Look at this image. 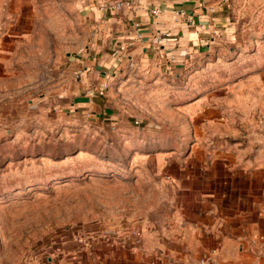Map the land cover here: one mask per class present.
Instances as JSON below:
<instances>
[{"label":"rangeland","instance_id":"374dc122","mask_svg":"<svg viewBox=\"0 0 264 264\" xmlns=\"http://www.w3.org/2000/svg\"><path fill=\"white\" fill-rule=\"evenodd\" d=\"M90 1L0 0L2 29L22 12L32 15L36 32V41L7 53L15 52L13 69L0 74V264H47L56 242L85 220L122 217L149 193L145 153L158 148L160 131L166 145L174 143V127L158 122L181 120L182 106L174 104L179 88L188 86L181 78L108 80L96 116L74 111L58 92L70 77L65 58L92 35L84 13ZM224 6L228 29L208 61L168 69L222 77L237 137L264 148V0H225ZM124 58L116 69H130ZM16 61L24 62L20 69ZM158 67L150 62L134 71L166 69ZM187 109L193 116L195 108Z\"/></svg>","mask_w":264,"mask_h":264},{"label":"crops","instance_id":"0c3cea01","mask_svg":"<svg viewBox=\"0 0 264 264\" xmlns=\"http://www.w3.org/2000/svg\"><path fill=\"white\" fill-rule=\"evenodd\" d=\"M98 2L90 1L84 11L92 27L84 51L64 60L70 77L57 86L63 100L74 111L96 116L109 81L182 79L188 86L179 88L174 103L182 106V118L158 122L159 128L174 127V143L166 145L169 138L160 131L158 148L145 153L147 197L122 217L98 215L82 222L56 242L47 264H264V148L248 147L237 137L222 77L168 69L176 62L208 61L212 44L228 29L225 0H135L132 9L106 15ZM31 20V14L21 12L0 26V74L13 69L10 50L36 41ZM134 22L140 23V37ZM114 42L130 44L124 58L130 69H116L121 63L112 54ZM150 62L166 69L134 71ZM16 63L17 69L24 64ZM75 70L83 75L74 77ZM188 106L195 108L191 117ZM112 117L122 121L117 112ZM107 225L140 230L137 248L110 247L100 240L83 247L72 239Z\"/></svg>","mask_w":264,"mask_h":264},{"label":"built area","instance_id":"2783aa9c","mask_svg":"<svg viewBox=\"0 0 264 264\" xmlns=\"http://www.w3.org/2000/svg\"><path fill=\"white\" fill-rule=\"evenodd\" d=\"M135 0H101L98 2V9L102 14H112L115 12H120L123 9H132L134 7ZM159 10L155 9L152 11L156 14ZM133 26L137 32V36H141V26L139 22H134ZM129 43H119L114 42L112 45V54L116 60L119 62L122 55L125 54ZM84 50H79V53ZM83 70H75L73 76L80 78L83 74ZM141 231L138 229L126 230L125 228L119 227H103L95 231L85 232V233H75L72 235L74 242L78 243L83 247H88L92 241L100 240L110 247L130 245L132 249L137 248L140 242Z\"/></svg>","mask_w":264,"mask_h":264}]
</instances>
